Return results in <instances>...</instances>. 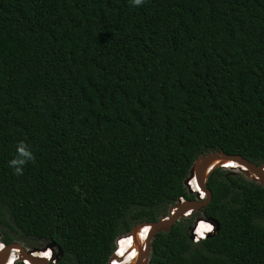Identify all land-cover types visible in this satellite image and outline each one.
<instances>
[{"label": "trees", "instance_id": "obj_1", "mask_svg": "<svg viewBox=\"0 0 264 264\" xmlns=\"http://www.w3.org/2000/svg\"><path fill=\"white\" fill-rule=\"evenodd\" d=\"M21 142L34 160L16 175ZM214 150L264 163V0H0L5 244L106 264L117 236L192 198L188 168ZM205 186L209 201L156 232L146 264H264V187L223 168ZM195 215L217 229L193 242Z\"/></svg>", "mask_w": 264, "mask_h": 264}, {"label": "water", "instance_id": "obj_2", "mask_svg": "<svg viewBox=\"0 0 264 264\" xmlns=\"http://www.w3.org/2000/svg\"><path fill=\"white\" fill-rule=\"evenodd\" d=\"M233 161L237 164V166L226 167L224 164L226 162ZM215 168H224L231 169L232 173H241L245 179L253 181L259 184L261 187H264V163L255 165L244 158L240 157L236 154H226L221 150L208 151L202 154H199L190 164L188 168L187 175L183 179V186L186 189L188 194L192 195V198L185 199L177 197L174 203L170 204L167 207L166 213L164 215H160L156 220L153 221H141L134 224L130 230L126 233L128 235L133 236L134 246L136 247L137 253L132 262L127 264H146L148 261L149 255V242L150 239L154 236V234L158 231H169L171 229L172 224L181 217H190L192 213L197 212L202 208L207 201L210 199V191L206 188L205 182L208 175ZM234 169L237 172L233 171ZM193 180L194 183L200 190H203L205 193V197L202 200H199L197 197V191L189 188L188 181ZM189 211V212H188ZM187 212V213H185ZM201 219L200 215H195L191 221V225L188 229L189 238H192V230L195 227L197 220ZM211 220V219H209ZM214 228L211 232L205 234V236L210 235L217 229V223L214 220H211ZM146 227L147 234L146 238L143 242L136 240V233L142 228ZM119 237V236H118ZM116 237L114 239V243H116ZM45 247H49L52 250V255L54 259L57 258L58 255H61V250L53 242L45 244ZM55 248V251L53 249ZM17 248L20 251V258H27L30 264H50L44 258H40L38 256H33L30 254V250H35L37 248H30V250H24L23 247L17 242H11L4 246L2 250H0V264H3L7 259L9 249ZM116 257L112 252L106 262V264H110V261Z\"/></svg>", "mask_w": 264, "mask_h": 264}, {"label": "built area", "instance_id": "obj_3", "mask_svg": "<svg viewBox=\"0 0 264 264\" xmlns=\"http://www.w3.org/2000/svg\"><path fill=\"white\" fill-rule=\"evenodd\" d=\"M191 181H193V180H191ZM191 181H188V184H189V188L190 189H192V190H196L197 191V197H198V199L199 200H202V199H204V197H205V193H204V191L203 190H200L198 187H197V185L194 183V181H193V184L195 185V188H193V186H192V184H191ZM203 191V192H202ZM180 198H182L183 199V197H180ZM189 212V211H188ZM185 213H187V212H185ZM202 221H204V223L205 224H207V225H211L212 226V230H213V224H212V222H211V220H209V219H201ZM199 221V220H198ZM197 221V222H198ZM197 222H196V224H195V227H194V229H193V231L195 230V228H196V226H197ZM204 233V235L206 234V233H208V231L206 230V231H204L203 232ZM203 235V236H204ZM121 238H117L116 239V243L114 244V246L116 247V245H117V243H118V241L120 240ZM191 240L193 241V242H195V241H197L198 240V236L196 235V234H192V238H191ZM4 246H5V243L2 241V239L0 238V250H2L3 248H4ZM42 248V247H41ZM41 248H37V249H35V250H30V248H23L24 250H30V254L31 255H33V256H38V257H40V258H44V259H46L47 261H49L50 263H53L54 261H55V259H54V257H53V255H52V250L49 248V247H45L44 249H41ZM115 251V250H114ZM13 255V257H14V259L11 261V263L10 264H14V263H16V262H18L19 264H30L29 263V260L27 259V258H20L19 257V254H20V251L17 249V248H10L9 249V253H8V256L9 255ZM7 259H8V257H7ZM7 259L5 260V262L3 263V264H8L7 263ZM112 261V260H111ZM111 261H110V264H111Z\"/></svg>", "mask_w": 264, "mask_h": 264}, {"label": "bare ground", "instance_id": "obj_4", "mask_svg": "<svg viewBox=\"0 0 264 264\" xmlns=\"http://www.w3.org/2000/svg\"><path fill=\"white\" fill-rule=\"evenodd\" d=\"M224 166H226V167H232V166H237V164L235 162H233V161H229V162H226L224 164ZM191 184H192L193 188H195V185L193 184V181H191ZM145 230H147L146 227H142L136 233V240L137 241L143 242L145 240V238H146ZM195 231H196V228H195ZM194 234H196L197 236H201V234L199 235L196 232ZM127 237H128V239H127L126 244H127V248H128V255H125V256L121 255L119 257L120 259H113L111 261V264H127V263L132 262V260L135 258V255L137 253V250H136V247L134 246V243H133L134 242L133 236L128 235V234L123 235L121 237V239L119 240L118 244H120L121 241L123 239L127 238ZM13 259H14L13 255L10 254L9 257H8V259H7V263L10 264Z\"/></svg>", "mask_w": 264, "mask_h": 264}, {"label": "clouds", "instance_id": "obj_5", "mask_svg": "<svg viewBox=\"0 0 264 264\" xmlns=\"http://www.w3.org/2000/svg\"><path fill=\"white\" fill-rule=\"evenodd\" d=\"M131 3L133 5L139 6V5H142L144 3V0H131ZM16 151H17V157L13 158L12 160L9 161V166L13 168L14 174L22 175L23 174V165L30 160H34V155H33L32 151L30 149H28L27 146L23 142H21L17 145ZM201 219H205V218L201 217ZM201 219H199V220H201ZM213 228H214V225H213ZM193 233H195V230L194 231L192 230V234ZM204 237H205V235L204 236H198V240L203 239ZM114 250H115V246H114V249L112 251L113 253H114ZM113 259H116V258H113Z\"/></svg>", "mask_w": 264, "mask_h": 264}, {"label": "rangeland", "instance_id": "obj_6", "mask_svg": "<svg viewBox=\"0 0 264 264\" xmlns=\"http://www.w3.org/2000/svg\"><path fill=\"white\" fill-rule=\"evenodd\" d=\"M225 170L226 171H231V169H225ZM233 171L237 172L236 169H234ZM166 210H167V208H166ZM134 224H136V223H134ZM126 233H122L119 236L125 235ZM15 242L19 243L24 248H41V247L45 246V244L43 242L33 240V239L29 238V237H19L18 240H16Z\"/></svg>", "mask_w": 264, "mask_h": 264}, {"label": "snow or ice", "instance_id": "obj_7", "mask_svg": "<svg viewBox=\"0 0 264 264\" xmlns=\"http://www.w3.org/2000/svg\"><path fill=\"white\" fill-rule=\"evenodd\" d=\"M206 230L208 231V232H211L212 231V226L211 225H208V226H206ZM147 234V230H145V235ZM204 235V233L203 232H201V236H203Z\"/></svg>", "mask_w": 264, "mask_h": 264}]
</instances>
